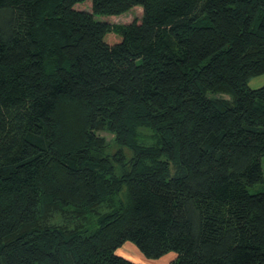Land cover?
<instances>
[{
	"label": "trees",
	"instance_id": "16d2710c",
	"mask_svg": "<svg viewBox=\"0 0 264 264\" xmlns=\"http://www.w3.org/2000/svg\"><path fill=\"white\" fill-rule=\"evenodd\" d=\"M263 75L264 0H0V264H264Z\"/></svg>",
	"mask_w": 264,
	"mask_h": 264
},
{
	"label": "rangeland",
	"instance_id": "374dc122",
	"mask_svg": "<svg viewBox=\"0 0 264 264\" xmlns=\"http://www.w3.org/2000/svg\"><path fill=\"white\" fill-rule=\"evenodd\" d=\"M142 15H143V9L141 7H136L132 11H130L124 15L114 17L111 21L116 23V24H128V23L133 22L136 19L141 18ZM262 85H264V75L260 76V77L253 78L250 81V86L253 88H259ZM220 97H224L226 99L229 98L227 95H222ZM101 135L104 136L110 143H113V137H114L113 135L108 134V133H101ZM263 166H264V162H263ZM261 190H262V186L258 185V186L251 188L250 191L253 193H256V192H259ZM130 244H133V243H130ZM126 246L127 245H124V247H120L121 249L120 248L118 249L119 255H121V257H124V258L128 257L126 255H130V254L125 252L128 249V248H126ZM171 253H173V252H171ZM126 259H128V258H126ZM129 259H131V258H129Z\"/></svg>",
	"mask_w": 264,
	"mask_h": 264
},
{
	"label": "crops",
	"instance_id": "0c3cea01",
	"mask_svg": "<svg viewBox=\"0 0 264 264\" xmlns=\"http://www.w3.org/2000/svg\"><path fill=\"white\" fill-rule=\"evenodd\" d=\"M131 242H126L124 245H127L126 248H128L125 252L130 254V255H126L128 257V260H131L135 263H139V264H170L175 258H176V254L175 253H168L164 256H162L161 258L158 259H149L147 257H145L143 255V253L134 245V244H130ZM121 249V248H120ZM117 254L118 250H117ZM121 256V255H120ZM131 258V259H129Z\"/></svg>",
	"mask_w": 264,
	"mask_h": 264
}]
</instances>
